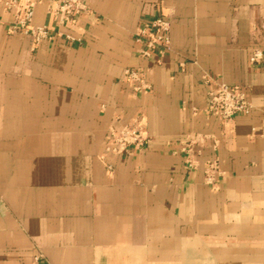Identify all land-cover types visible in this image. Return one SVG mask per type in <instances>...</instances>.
Here are the masks:
<instances>
[{"label": "crops", "instance_id": "crops-1", "mask_svg": "<svg viewBox=\"0 0 264 264\" xmlns=\"http://www.w3.org/2000/svg\"><path fill=\"white\" fill-rule=\"evenodd\" d=\"M3 1L0 264H264V0H85L65 25L36 0L32 24L52 34L38 44L9 32ZM155 16L169 48L143 57L133 34ZM126 68L150 88L132 91ZM206 74L251 111L208 112ZM136 117L149 142L108 154L110 126ZM194 136L190 169L180 143Z\"/></svg>", "mask_w": 264, "mask_h": 264}, {"label": "built area", "instance_id": "built-area-1", "mask_svg": "<svg viewBox=\"0 0 264 264\" xmlns=\"http://www.w3.org/2000/svg\"><path fill=\"white\" fill-rule=\"evenodd\" d=\"M36 0H4L3 8L14 13L13 20L8 26L10 33H20L29 36L34 43L38 44L52 38L50 28L47 25H34V4ZM49 11L57 18L58 24L65 25L74 23L75 17L87 10L85 0H51L48 4ZM170 21L165 16H155L143 20L136 28L133 39L139 45V54L150 57L155 54L163 55L170 44ZM66 40H79L69 33H59ZM262 59V51L254 49L249 57L250 62L256 63ZM124 79L130 84L132 91H146L150 83L146 80L140 69L126 68ZM204 81L211 87L207 91L208 112L217 115L225 124L233 121L237 114H248L252 104L244 89L237 85H229L224 82H214L209 75H204ZM149 136L143 129L139 118L133 119L129 124H114L110 126L104 140V149L108 154L115 155L120 152H129L133 149L142 148L149 142ZM196 137L183 139L180 150L184 153V161L188 168L197 166V153L195 145ZM107 169L112 170L111 164ZM216 159L207 162L204 168V181L214 185L217 176L221 175Z\"/></svg>", "mask_w": 264, "mask_h": 264}]
</instances>
